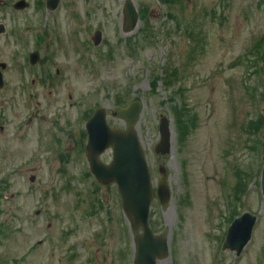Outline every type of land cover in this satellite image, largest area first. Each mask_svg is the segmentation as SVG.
<instances>
[{
    "label": "rangeland",
    "instance_id": "obj_1",
    "mask_svg": "<svg viewBox=\"0 0 264 264\" xmlns=\"http://www.w3.org/2000/svg\"><path fill=\"white\" fill-rule=\"evenodd\" d=\"M1 1L0 264H92L132 251L142 231L117 186L91 174L84 133L88 111L105 107L120 125L115 110L134 98L152 185L163 167L172 192L167 207L155 197L150 209L151 228L169 241L158 264H264V0H132L141 17L130 33L125 0H61L54 11L37 9L46 0L25 10ZM47 23L67 40L45 53L54 84L37 83L28 61L34 30ZM161 115L172 132L167 155L155 153ZM244 211L257 221L237 256L223 242Z\"/></svg>",
    "mask_w": 264,
    "mask_h": 264
},
{
    "label": "water",
    "instance_id": "obj_2",
    "mask_svg": "<svg viewBox=\"0 0 264 264\" xmlns=\"http://www.w3.org/2000/svg\"><path fill=\"white\" fill-rule=\"evenodd\" d=\"M50 6L55 9L58 0H50ZM17 8H24L26 4L20 1L15 5ZM124 32L133 31L138 23L139 15L134 3L126 0ZM0 26V32L4 30ZM101 31H96L94 41L99 44ZM120 118L127 123V129H111L106 121L104 108H99L87 123L89 135L88 160L91 173L98 182L102 184L116 183L121 196L122 207L130 219L135 230L142 228V234L136 237L135 264H157V259L168 255L167 232L164 231L155 235L149 225L150 207L156 195L163 207H166L171 200V190L164 173L159 181L156 191L151 183V174L141 147L136 126L141 114L140 101H134L129 106L117 111ZM161 140L156 146V152L166 154L171 151V129L166 117H162L160 124ZM110 146L113 147V158L110 163L100 159V155ZM35 180V176L31 177ZM262 190L264 193V168L262 173ZM257 217L245 212L231 225L224 248L236 250L240 254L252 235L253 226Z\"/></svg>",
    "mask_w": 264,
    "mask_h": 264
},
{
    "label": "flooded vegetation",
    "instance_id": "obj_3",
    "mask_svg": "<svg viewBox=\"0 0 264 264\" xmlns=\"http://www.w3.org/2000/svg\"><path fill=\"white\" fill-rule=\"evenodd\" d=\"M45 26H47V28H45ZM38 27L39 29L37 28L34 30L35 35L33 51L37 53L39 61L35 65L31 66L35 68L34 78L35 80H37V83L41 82L54 84L57 80H55V77L49 71L45 70L47 69V67H45V53L53 50L55 44L58 45V47L60 48L64 47L66 45L67 40L61 34H58L54 29H52L51 25L48 23L44 24V28H41L40 25H38ZM12 34L16 35V31H13ZM47 58L50 59L49 56ZM65 65L67 66V64L64 63V66ZM64 66L61 65V67L57 68L58 75L61 74L60 70H62ZM17 67H19V64H17ZM85 141L86 138L84 140V144ZM132 246L133 249L131 252L125 249V247H123L117 253H109V256L107 253H103L101 258L91 256L92 264H135L134 241ZM129 249H131V243Z\"/></svg>",
    "mask_w": 264,
    "mask_h": 264
},
{
    "label": "trees",
    "instance_id": "obj_4",
    "mask_svg": "<svg viewBox=\"0 0 264 264\" xmlns=\"http://www.w3.org/2000/svg\"><path fill=\"white\" fill-rule=\"evenodd\" d=\"M3 189H0V191H2Z\"/></svg>",
    "mask_w": 264,
    "mask_h": 264
}]
</instances>
